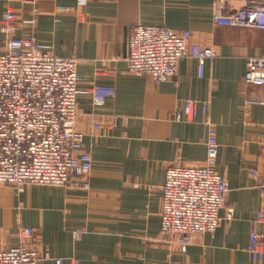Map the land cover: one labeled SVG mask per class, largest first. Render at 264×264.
<instances>
[{"label": "crops", "instance_id": "0c3cea01", "mask_svg": "<svg viewBox=\"0 0 264 264\" xmlns=\"http://www.w3.org/2000/svg\"><path fill=\"white\" fill-rule=\"evenodd\" d=\"M219 1L90 0L82 19L74 0H0V20L8 10L25 18L39 11L37 39L51 44L57 56L78 59L83 90L115 89L102 108L87 93L78 97L76 129L93 162L90 190L26 185L16 193L0 186V251L20 245V231L31 228L29 247L50 256L39 264H264L246 251L252 222L264 212L249 175L261 162L264 87L243 82L248 60L264 56V31L217 26L213 9ZM248 3L261 6L264 0H224L223 6L227 12ZM138 25L189 31L191 44L213 48L216 57L206 61L202 78L198 61L189 57L163 83L133 75L127 41ZM186 100L208 102V112L176 122ZM248 100L260 103L247 106ZM113 116L134 122L110 128ZM97 123L103 128L95 129ZM210 129L220 144L217 171L229 187L223 221L214 235H195L182 253L177 237L160 234L161 190L169 167L204 164ZM256 229L264 235V218Z\"/></svg>", "mask_w": 264, "mask_h": 264}, {"label": "built area", "instance_id": "2783aa9c", "mask_svg": "<svg viewBox=\"0 0 264 264\" xmlns=\"http://www.w3.org/2000/svg\"><path fill=\"white\" fill-rule=\"evenodd\" d=\"M80 18L90 0H74ZM223 1L214 5V23L220 27L264 31V5L243 6L225 12ZM39 11L22 17L6 11L0 20L4 50L0 53V186L21 193L26 185L54 186L64 189L90 190L93 162L84 145V134L76 129L78 97L87 93L95 108H102L115 89L92 85L81 87L85 80L78 74V59L61 57L51 44L41 43L36 36ZM81 19V20H82ZM28 29V35L19 32ZM191 33H177L166 26L138 25L128 35V72L147 76L163 83L177 75L184 58L198 61V76L203 77L205 63L216 57L211 47L191 44ZM245 85L264 87V56L250 58L243 79ZM248 100L247 106L258 105ZM209 103L186 100L176 111V122H192L208 112ZM134 122L133 117L113 116L108 127ZM100 130L101 123L94 125ZM206 160L201 166H171L166 170L161 194V236H175L182 253H186L195 235H214L220 228L229 187L217 171L220 144L213 129L206 141ZM260 165L249 170L257 182L264 201V144ZM229 211L227 220H232ZM264 212L252 222L246 249L255 263L264 260V235L257 232ZM22 242L0 251V264H39L43 259L28 245L35 230L20 231ZM77 241L82 233H75ZM56 264H63L56 259ZM74 264H78L74 261Z\"/></svg>", "mask_w": 264, "mask_h": 264}]
</instances>
